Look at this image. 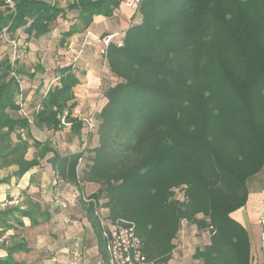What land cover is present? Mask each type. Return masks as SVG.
<instances>
[{
	"label": "trees",
	"instance_id": "obj_1",
	"mask_svg": "<svg viewBox=\"0 0 264 264\" xmlns=\"http://www.w3.org/2000/svg\"><path fill=\"white\" fill-rule=\"evenodd\" d=\"M124 1L61 7L54 0H0V186L35 169L51 179L43 185L38 171L34 193L0 207L7 253L0 264H49L71 246L53 207L55 194L71 192L78 201L68 212L87 230L90 262L106 259L94 215L102 208L112 221L133 224L150 263L174 260L185 225L209 234L194 250L197 264H253L249 233L232 214L246 207L248 180L264 171V0H141L124 32L108 46L103 41L114 33L102 37L100 53L116 83L103 92L93 131L86 117L74 116L80 79L71 65L57 67V82L47 85L40 63L29 68L16 49L3 51L21 37L39 41L77 12L61 33L64 47L97 16L113 17ZM38 80L39 99L28 104L26 83ZM65 130L79 140L97 133L98 145L66 152L55 139ZM24 219L31 227L53 221L62 244L43 258L32 255L20 232ZM262 220L264 230V213Z\"/></svg>",
	"mask_w": 264,
	"mask_h": 264
},
{
	"label": "rangeland",
	"instance_id": "obj_2",
	"mask_svg": "<svg viewBox=\"0 0 264 264\" xmlns=\"http://www.w3.org/2000/svg\"><path fill=\"white\" fill-rule=\"evenodd\" d=\"M54 1L57 2V4H59L61 7H66L68 3H71L75 0ZM77 14V12L70 13V20L60 21L55 24L53 26L52 32L39 41H34L33 43L26 44V38L21 37L20 41L16 40L17 42L14 43L13 41H8L9 44L5 43L3 51L4 53L12 54L14 49H16L17 53L15 57L20 60L19 62L24 63L29 68L36 67L38 63H40V65L45 70L43 78L47 85L57 82V74H55V69L57 67L71 65L75 69L80 79V84L75 87V95L77 99L76 102L78 103V105L74 111V116L85 118L89 115H96L98 112H100L105 103L103 92L108 86L115 84L116 79H114L107 72L106 63L102 54L100 53L102 38L93 40L92 38H89L86 44H84L85 47L80 48V50L76 51L75 53H72L71 50L68 49L69 44L71 43V39L68 41L66 46H60L59 42L62 31L68 28L70 23L75 20ZM108 19L109 18L99 16L96 23L93 25L94 29H102L106 27L109 28L112 26L116 27V29L120 28V30L127 28L124 22L120 25H115L112 24V20ZM84 33L87 34L86 37L90 35L88 31ZM87 49L94 50V53L91 54L90 52H86ZM82 50H84L83 53H81ZM93 61L96 62V64H98L100 68V72L97 75L98 83L94 87V84H89V81L86 78L90 63ZM38 83L39 80L35 83H30L29 81H27L26 83L25 93H27L28 96V104L39 99V96L37 97L35 93ZM79 86H82L83 88H80ZM45 90L46 89L44 88L42 90V93ZM92 90L93 93L91 92ZM55 139L59 141L61 148L66 149V152L77 150L79 149V146L85 147L87 143L89 148H94L98 145L97 133H94L91 136L90 140H88V137L83 134L82 138H80L79 140L77 137L71 136L68 130H65L62 133L59 132V134L55 135ZM247 186L250 192H256L258 189L260 190V188H262V192H264V171L249 179L247 182ZM8 205L16 206L18 204L16 202ZM262 213L263 212L260 206V210L257 213V219L250 229V235L255 244V249L258 253H260L261 250L264 251L262 249L264 247V230L262 224L259 222L262 219ZM20 232H22L25 239L28 241V244L34 250V253H39L40 258H43L45 256V252L47 251V249L52 248L55 245L62 244L59 229L56 223L54 224L53 221L38 227H31L30 232ZM208 237L209 234L207 232H198L196 228H189L184 225L183 229L178 235L177 240L175 241L176 249L173 256L174 260L182 258L183 253H185L191 258L188 261V264H197L192 260L194 250L196 249V247L206 244L209 239ZM39 240H41V242H39ZM43 241H45L46 245L44 247H41ZM29 258L30 257H28V259ZM255 261H257L256 264H264V253L261 257L257 256L255 258Z\"/></svg>",
	"mask_w": 264,
	"mask_h": 264
},
{
	"label": "built area",
	"instance_id": "obj_3",
	"mask_svg": "<svg viewBox=\"0 0 264 264\" xmlns=\"http://www.w3.org/2000/svg\"><path fill=\"white\" fill-rule=\"evenodd\" d=\"M140 2L141 0H125L123 3L136 13ZM118 36L119 34H114L106 37L103 41L104 45L108 46ZM84 120L88 130L93 131L95 114L89 115ZM56 185L58 182L54 181V186ZM77 201L78 195L74 192L54 195L53 207L56 210L57 220L68 233L71 246L67 250L64 249L52 255L49 264H63L64 257L67 259L66 264H153L148 262L143 255L141 241L136 235L133 224L125 221H112L108 211L102 208L97 209L94 215L99 221L102 239L105 242L106 259L100 257L95 263L90 262L86 256L84 243L87 230L80 219L72 217L68 212ZM84 201L90 203L92 200L84 197ZM259 222L262 224L263 220ZM169 264H185V253L182 258L173 260Z\"/></svg>",
	"mask_w": 264,
	"mask_h": 264
},
{
	"label": "crops",
	"instance_id": "obj_4",
	"mask_svg": "<svg viewBox=\"0 0 264 264\" xmlns=\"http://www.w3.org/2000/svg\"><path fill=\"white\" fill-rule=\"evenodd\" d=\"M133 16H134V12L129 9L124 3L121 4L120 8L115 12V14L113 15V17L109 18L108 20H112V24L115 25H120L121 23H125V26L128 28L130 22L133 20ZM97 18H95L93 25L96 23ZM93 25L90 27L88 31V33H90V37H86V33L83 34H78L76 36H74L73 38H71V43L69 44L68 49L71 50L72 53H75L76 51L80 50V48H84L86 44V42L89 40V38L93 39H100L102 38L104 35H109V34H119L124 32L126 29L124 28L123 30L116 29V27L112 26V27H106V28H102V29H94ZM86 40H85V38ZM84 50H82L81 53H83ZM86 52H90L91 54L94 53V50L92 49H87ZM88 54V53H87ZM100 72V68L98 66V64H96V62H91L90 66L88 68V74L86 75L87 80L89 81V84H94L93 87L98 83V73ZM80 88H83L82 86H79ZM79 88V89H80ZM95 90V89H94ZM93 93V90L91 91ZM15 169L11 168L9 170H6L5 172L3 171L1 173V177H6L8 174L12 173ZM40 171V176H38V179H40L41 183L43 185H48L51 181L49 173L47 170L45 169H35L33 170V172H29L28 174H26L22 179L17 180L16 178H12L10 183L8 184H3L0 186V206L4 207L7 203L8 204H13V203H18V199L20 200L22 197V194L24 191L28 190V193H34L37 189V185L32 182L31 183V176L37 174V172ZM38 175V174H37ZM249 197H248V201L246 204V207H243L242 209L236 211L235 213L232 214V217L239 222L240 224H242L248 231L250 236V240H251V246H252V255H253V264H256L257 261H255V258L257 256L261 257L263 256L264 251L261 250L260 253L257 252V250L255 249V244L252 240V237L250 235V229L252 227V225H254L255 220L257 219V213L260 210V206H261V210L264 213V192H262V188H260V190L258 189L256 192H250L249 191ZM8 195H11L12 197H14L15 201L14 202H8L7 198ZM44 197V196H43ZM46 200H48V197L45 196ZM263 213H262V218H263ZM24 223H25V227L26 230L25 231H29L31 230V224L30 221L28 219H24ZM12 232H9V234H11ZM264 234V233H263ZM39 242H41V240H39ZM41 245V244H40ZM46 245L45 241H43V244L41 245V247H44ZM30 246V245H29ZM263 249V248H262ZM32 254L34 253V250H32L31 252ZM6 251L0 246V257H5L6 256ZM18 259V257H16ZM263 258V257H262ZM190 256L185 254V264H188V261L190 260Z\"/></svg>",
	"mask_w": 264,
	"mask_h": 264
}]
</instances>
